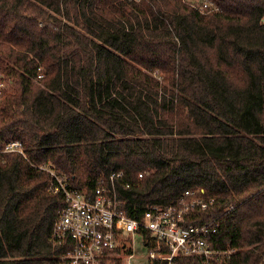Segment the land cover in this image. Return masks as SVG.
<instances>
[{"label":"trees","instance_id":"obj_1","mask_svg":"<svg viewBox=\"0 0 264 264\" xmlns=\"http://www.w3.org/2000/svg\"><path fill=\"white\" fill-rule=\"evenodd\" d=\"M207 2L0 0V264L64 252L42 165L89 192L122 173L133 218L204 189L222 264H264V0Z\"/></svg>","mask_w":264,"mask_h":264},{"label":"built area","instance_id":"obj_2","mask_svg":"<svg viewBox=\"0 0 264 264\" xmlns=\"http://www.w3.org/2000/svg\"><path fill=\"white\" fill-rule=\"evenodd\" d=\"M205 2L199 10L209 7ZM5 90L0 71V101ZM19 147V143H11L5 151L22 153ZM39 168L52 177L50 192L62 194L67 202L53 229V241L64 248L55 264H117L118 260L120 264H132L136 235L142 236L148 247L150 264H176L177 257L195 258L201 264H222L226 253L208 242L210 226L191 223L196 215L210 211L216 204L213 198H207L204 189H189L171 204L156 206L140 218H133L121 209L115 185L122 173H112L110 184L102 180L89 192L71 188L46 165Z\"/></svg>","mask_w":264,"mask_h":264},{"label":"rangeland","instance_id":"obj_3","mask_svg":"<svg viewBox=\"0 0 264 264\" xmlns=\"http://www.w3.org/2000/svg\"><path fill=\"white\" fill-rule=\"evenodd\" d=\"M187 1L189 4L195 5L198 9L201 8L202 4L206 3L205 0H187ZM214 10H217V9H214ZM5 83H6V90L9 91L11 89L12 84L8 79L5 80ZM133 248H134V251H133L134 258L131 260L132 264H150V260L148 257L149 255L148 247L144 244L142 236L140 235L135 236Z\"/></svg>","mask_w":264,"mask_h":264}]
</instances>
